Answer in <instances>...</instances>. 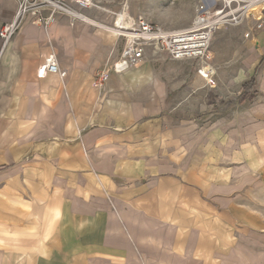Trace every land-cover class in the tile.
<instances>
[{"label": "crops", "instance_id": "crops-1", "mask_svg": "<svg viewBox=\"0 0 264 264\" xmlns=\"http://www.w3.org/2000/svg\"><path fill=\"white\" fill-rule=\"evenodd\" d=\"M91 10L0 40V264H264V26L215 32L213 84L146 46L97 88L124 40ZM50 55L64 78L37 76ZM252 76L254 100L216 112Z\"/></svg>", "mask_w": 264, "mask_h": 264}, {"label": "built area", "instance_id": "built-area-1", "mask_svg": "<svg viewBox=\"0 0 264 264\" xmlns=\"http://www.w3.org/2000/svg\"><path fill=\"white\" fill-rule=\"evenodd\" d=\"M15 12L11 20L0 24L1 46L4 48L29 20L33 25L47 29L53 26L58 16L67 17L71 23L86 19L85 13L99 8L95 0H15ZM249 22L243 33L245 39L253 38L264 26V0H196L195 16L189 27L166 31L160 24L143 18L122 21L123 30L112 28L124 34V45L116 59L108 58L103 67L95 73L93 86L101 88L111 74H120L138 65L144 58V48L153 46L174 60H193L197 73L210 79L215 70L212 66V39L221 28L240 26ZM55 74L64 78L67 69L57 66L53 55L44 59L37 69V76Z\"/></svg>", "mask_w": 264, "mask_h": 264}, {"label": "rangeland", "instance_id": "rangeland-1", "mask_svg": "<svg viewBox=\"0 0 264 264\" xmlns=\"http://www.w3.org/2000/svg\"><path fill=\"white\" fill-rule=\"evenodd\" d=\"M95 2L99 6V8H92L91 11L94 13L93 15L98 19L107 21L111 27L113 26V23L117 21L118 15H123L121 17L122 21L129 18H143L151 23L160 24L166 28L171 27L172 29H177L190 26L195 16L196 0H95ZM125 12L127 13V16H124L126 15ZM116 33L118 32L116 31ZM118 36L122 37L125 41L123 35H120L118 33ZM227 70L231 72L230 76L231 78L233 77V79L239 77L240 75L238 74L240 72L238 65H231ZM216 77L217 75L214 76V78ZM200 78L202 77L200 76ZM211 78L202 79L210 82V84H213L212 82L214 80L212 81ZM240 85L237 82L235 83V85L231 84L229 91H226L222 94L221 91L215 89L214 93L212 92L211 96H208L210 100H213L215 102L214 109L216 110V112H218V109L226 110L223 109V107H219L218 105L223 102L225 103L230 97L237 94L240 91L239 88L241 89ZM255 97L256 95L254 96V98ZM254 98L242 104L248 106L249 102L253 101ZM260 117L264 118V115H261ZM261 125L264 126V123H262ZM262 177L264 179V172Z\"/></svg>", "mask_w": 264, "mask_h": 264}, {"label": "trees", "instance_id": "trees-1", "mask_svg": "<svg viewBox=\"0 0 264 264\" xmlns=\"http://www.w3.org/2000/svg\"><path fill=\"white\" fill-rule=\"evenodd\" d=\"M256 80L252 76L242 83L240 91L230 97L223 105V109H227L231 106L242 104L246 101H250L256 95Z\"/></svg>", "mask_w": 264, "mask_h": 264}, {"label": "bare ground", "instance_id": "bare-ground-1", "mask_svg": "<svg viewBox=\"0 0 264 264\" xmlns=\"http://www.w3.org/2000/svg\"><path fill=\"white\" fill-rule=\"evenodd\" d=\"M125 14L126 15H124V16H127V13L125 12ZM123 15H118V19H117V21H116V23H115V25L114 26H117V28H120V30H123L124 28H126L124 25H123V23H122V19H121V17H122ZM122 35H124V34H122Z\"/></svg>", "mask_w": 264, "mask_h": 264}]
</instances>
